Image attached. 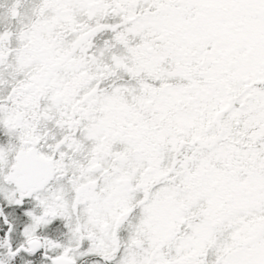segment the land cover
<instances>
[{"label":"snow or ice","instance_id":"6c2138e0","mask_svg":"<svg viewBox=\"0 0 264 264\" xmlns=\"http://www.w3.org/2000/svg\"><path fill=\"white\" fill-rule=\"evenodd\" d=\"M0 264H264V0H0Z\"/></svg>","mask_w":264,"mask_h":264}]
</instances>
